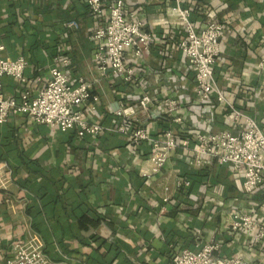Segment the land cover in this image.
Listing matches in <instances>:
<instances>
[{"label": "crops", "instance_id": "obj_1", "mask_svg": "<svg viewBox=\"0 0 264 264\" xmlns=\"http://www.w3.org/2000/svg\"><path fill=\"white\" fill-rule=\"evenodd\" d=\"M155 37L141 60L126 56L135 81L118 80L95 87L100 104L85 117L116 125L114 104L121 97L148 94L180 99L183 128L189 137L231 126L225 106L214 96L196 104L191 69L172 44L182 38L168 0H122ZM191 22L224 28L214 78L226 102L251 118L264 134V0H191ZM75 22L76 31L63 25ZM93 22L82 0H0V59L22 57L32 93L52 67L70 80H99L93 69ZM16 83L2 80L6 98ZM156 130L167 120L149 122ZM143 152V153H142ZM145 153V154H144ZM0 163L8 185L0 189V264L16 245L34 246L53 264H171L181 250L196 252L214 244L218 259L241 258L264 264V240L232 234L234 213L250 214L264 226V194L241 193V177L215 163L190 167L179 152L157 176L143 180L146 149H131L119 136L101 134L83 140L11 116L0 126ZM180 185V186H179Z\"/></svg>", "mask_w": 264, "mask_h": 264}, {"label": "built area", "instance_id": "obj_2", "mask_svg": "<svg viewBox=\"0 0 264 264\" xmlns=\"http://www.w3.org/2000/svg\"><path fill=\"white\" fill-rule=\"evenodd\" d=\"M171 16L182 32V38L172 47L186 60L191 69L193 95L196 104L206 103L211 96L225 106L231 122L217 133H201L189 137L183 128L180 115V99H157L140 93L121 97L116 103L113 117L116 125L103 126L88 120L100 104L95 87L100 81L118 80L131 87L135 81L132 67L126 65L129 54L137 60L149 55L155 37L145 30L136 12L126 9L122 0H82L83 6L93 22L89 41L93 44V69L99 77L95 83L79 78L74 81L63 72V68L52 67L45 82L35 93L28 90L25 77L27 62L19 57L14 60L0 59V126L11 116L26 117L32 124L45 126L60 134L75 133L79 140L94 139L101 134L123 138L131 149L145 148L147 171H140L143 180H150L161 173L171 155L179 152L184 164L198 167L215 163L227 167L241 177V193L252 197L257 192L264 194V134L248 116L225 101L214 78V65L220 56L224 28L218 23H208L197 29L191 22L192 8L186 4L191 0H168ZM63 27L76 31L78 25L70 22ZM1 50V49H0ZM264 69V59L259 63ZM10 78L16 83V95L6 98L2 91V80ZM159 112L170 123V128L156 130L149 123V112ZM143 153V152H142ZM145 154V153H144ZM8 169L0 163V189L8 185ZM180 186V185H179ZM232 234L245 232L252 235V244L264 240V226L257 224L250 214L234 213L229 225ZM217 247L210 243L200 250H181L171 264H248L241 258L218 259ZM7 264H53L42 250L30 245H16Z\"/></svg>", "mask_w": 264, "mask_h": 264}, {"label": "water", "instance_id": "obj_3", "mask_svg": "<svg viewBox=\"0 0 264 264\" xmlns=\"http://www.w3.org/2000/svg\"><path fill=\"white\" fill-rule=\"evenodd\" d=\"M114 109L116 110L117 109V104H114ZM149 115V119L152 120V121H155V120H166L165 118L161 117V114L159 112H149L148 113Z\"/></svg>", "mask_w": 264, "mask_h": 264}, {"label": "trees", "instance_id": "obj_4", "mask_svg": "<svg viewBox=\"0 0 264 264\" xmlns=\"http://www.w3.org/2000/svg\"><path fill=\"white\" fill-rule=\"evenodd\" d=\"M71 135L73 136V135H75V133L74 132H71Z\"/></svg>", "mask_w": 264, "mask_h": 264}]
</instances>
